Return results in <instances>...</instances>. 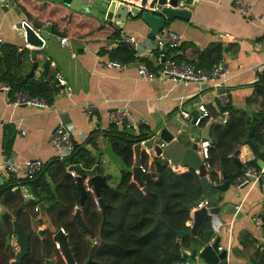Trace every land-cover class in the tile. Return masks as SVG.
I'll use <instances>...</instances> for the list:
<instances>
[{
    "label": "crops",
    "instance_id": "0c3cea01",
    "mask_svg": "<svg viewBox=\"0 0 264 264\" xmlns=\"http://www.w3.org/2000/svg\"><path fill=\"white\" fill-rule=\"evenodd\" d=\"M235 1L199 0L198 4H188L186 7L191 11L190 18L174 19L169 27V30L183 36L179 48L168 50L169 55L175 59H184L207 69L218 61H223L229 66V80L221 87H216L211 82H175L160 77L158 69L153 65V56L148 60V66L157 76L154 80L142 78L138 74L136 64L124 69L104 67L101 64L104 60L123 59L116 52L120 44L127 45L122 42L123 35L128 34L138 40H147L150 28L139 16L129 15L125 26L120 28L114 22L105 21L88 11L84 12L105 22H111L120 30L121 37L87 40L74 36H61L53 26L48 50L39 52L37 56L40 61L39 66L33 75H29L33 62L31 59L33 47L27 44L25 37L18 35L17 24L23 19L34 22L16 5L6 11L1 3L0 36L4 38L6 45L0 50V82H7L13 76H17L30 78L31 81L38 83L45 82L47 78L57 80L61 75L72 86L73 94L69 96L60 88L50 96V99L48 98L50 110L27 105L13 107L1 96L0 160H9L15 164L30 159H40L46 164L52 162L58 158V153L50 142L51 134L57 125L63 122L71 131L75 144H82L94 135L97 147L90 142L86 148L93 154L98 150L103 151L98 156L101 162L99 173L112 175L108 184L115 185L121 180L122 172L127 166L118 154L112 152L109 132L115 127L119 132L130 129L112 123L108 116L109 110L126 107L134 117L145 119L147 123L139 131L131 130L135 134L142 131L151 137L163 127H167L173 133L184 130L190 143L200 142L203 139L201 133L192 134L189 130L193 112L198 110L200 103H204L213 116H218L222 110L218 94L222 90L229 93L231 117L247 113L251 121L262 119L263 117L258 114V106L251 107L249 100L256 97L257 82L263 75L254 69L264 62V20L261 19L264 17V0H248L252 6L246 14L235 8ZM34 25L40 31L46 28L35 23ZM63 38L67 41H63ZM151 41L157 43L156 40ZM47 58L52 64L45 73L43 62ZM10 74L14 75L10 76ZM91 103L97 108L92 115H87L85 105ZM182 111H187L189 116L184 117ZM208 125L205 124L200 129L203 130ZM22 131L25 134H22ZM247 137L248 134L238 149V160L241 165L237 162L245 168L255 159L250 144H245ZM138 143L133 145L134 162L130 168L132 174L135 163L134 146ZM156 143L161 144L162 141L157 139ZM141 157L142 163L145 157L144 164H146L147 153L143 146ZM158 159L162 162L169 161V157L165 154H161ZM250 166L254 167V165ZM218 172L220 176L216 184H223L225 181L223 172L221 170ZM11 175L0 167V184L7 181ZM21 176L17 177L21 178ZM132 180L136 182L134 174ZM228 180L231 185L227 191H215V189L209 191V196L219 203L221 211L219 214L210 215L213 236L206 243L213 242L218 237L221 239L219 246H222L228 254L227 258L222 260L223 264H264V250L253 222L254 216H260L264 220V183L257 181L237 188L236 181H231L230 176ZM17 189H20L25 200L34 198L27 186L20 184L13 190ZM40 224L44 226L43 222ZM189 237L191 245L186 248L193 252L197 250L198 243L195 236ZM196 264L207 263L198 259Z\"/></svg>",
    "mask_w": 264,
    "mask_h": 264
},
{
    "label": "trees",
    "instance_id": "16d2710c",
    "mask_svg": "<svg viewBox=\"0 0 264 264\" xmlns=\"http://www.w3.org/2000/svg\"><path fill=\"white\" fill-rule=\"evenodd\" d=\"M14 2L35 24L47 26L51 23L61 36L87 40L121 37L120 30L111 22H105L84 11L73 10L63 3L48 0ZM116 52L119 57H123L121 61L134 59V52L129 45L120 44ZM262 74L257 82V95L249 100V105L258 106V114L263 118L251 121L247 113H242L230 116L227 125L213 124L209 159L214 167L211 172L212 183L219 182L218 170L225 171L233 182L244 174L248 166H240L233 156L242 145L251 125L255 126L250 142L255 159L249 166L259 167L258 160H264V73ZM12 75L14 74H10ZM7 82L12 85L14 92H29L32 96H45L47 99L60 90L56 86V80L51 78L37 83L30 78L13 76ZM228 108L230 110V104ZM132 131L119 132L115 127L109 132L112 152L120 156L127 169L122 172L119 183L102 189L105 209L101 211L90 193L81 207L80 188L76 177L68 171L71 164L80 163L90 169L101 163L98 156L103 151L98 150L93 154L86 148L90 142L97 147L94 135L82 144H75V153L68 158L61 160L58 157L45 163L43 170L34 179L18 178L12 174L0 184V202L13 213L0 217V264H12L11 259L16 257L12 247L6 245L7 235L14 232V221L31 233L30 252L23 259V264H45V260L54 252L62 259L51 232L45 231L44 236H40L33 231V222L39 216L40 202L48 205L53 225L66 230L72 252L79 264H83L90 255L94 257L91 264H171L185 260L183 251L189 249L186 247L191 245L190 237L180 239L174 230L191 228V211L203 196L200 176L192 168L189 172L174 173L168 162L160 161L158 156L154 165L156 176L146 180L143 186L134 182L130 169L134 162L133 145L147 139L149 134L142 131L135 134ZM145 161L143 157V164ZM20 184L29 188L34 195L33 199L25 200L20 189L13 190ZM77 207L82 208V219L94 233L97 244L93 248L90 235L82 229L75 216ZM212 236V217L207 215L198 230V238L209 242ZM196 254L197 250H194L193 259Z\"/></svg>",
    "mask_w": 264,
    "mask_h": 264
},
{
    "label": "water",
    "instance_id": "95a60500",
    "mask_svg": "<svg viewBox=\"0 0 264 264\" xmlns=\"http://www.w3.org/2000/svg\"><path fill=\"white\" fill-rule=\"evenodd\" d=\"M56 3H63L73 10L76 11H88L91 14L102 18L105 21H112L117 24L120 28L125 26V23L129 17L132 15L138 17L142 22L147 24L150 28L149 38L152 40L156 39V36L163 32L164 30H169L170 25L173 24L174 19L188 20L191 16V11L186 7L190 4H198L199 0H48ZM138 2V3H136ZM2 8L8 11L11 7L15 5L14 0H0ZM18 35L25 37L28 45L32 46L31 59L32 66L29 75H33L35 70L39 66V59L37 58L39 52H46L48 50V44L51 39V33L53 31V25L50 23L46 26L43 31L38 30L34 23L28 22L26 19L17 24ZM52 61L47 58L43 62L44 72L47 73ZM199 115V111L193 112V118L189 127L192 134L201 133L203 139L212 141L210 136V129L213 123L209 124L205 129H200L196 127L195 121ZM255 133V127L252 125L249 128V133L245 144H250L251 138ZM157 139L166 143V147L162 149L157 144ZM154 145L157 150V154L162 153L167 155L171 162L175 165L183 164L189 165L193 168L199 167L201 169L200 175V185L203 191V196L199 202L206 197L207 204L204 208L197 210L194 213V221L191 228L185 230H174L180 239L188 237L190 235L195 236L198 243L197 252L199 259L207 264H218L221 260L227 258L228 254L226 250H218L220 243V238H216L215 241L206 243L198 238V230L202 224L203 219L207 215L219 214L221 207L219 203L209 196V191L211 189H216L219 191H227L230 188L231 182L228 180V175L225 171L223 172L224 183L216 184L209 181L206 177V170L203 165V160L199 151V142L188 141V137L185 135V131H179L177 133L171 132L167 127H163L158 133H154L150 138L142 143H138L134 146L135 151V163L133 168L134 180L141 186L145 184V181L155 177V172L144 173L140 167L142 164L141 148H150ZM109 154V153H108ZM111 155V154H109ZM239 151L235 153L234 159L239 163L238 160ZM240 164V163H239ZM241 165V164H240ZM259 167L264 165V160H258ZM101 164H96L92 168H85L82 164H71L68 167L69 172H73L76 177L77 185L81 191L80 205H84L88 193L85 189L84 178L88 177L95 190L99 202L105 209V205L102 199L101 191L103 188L109 186L108 180L112 178V175H101L99 170ZM1 179V176H0ZM147 192L148 189L144 188ZM78 208L76 211V218L79 225L84 229L91 238L92 248L97 244L93 231L84 223L82 219V208ZM39 216L33 222V231L44 236L45 229L38 228L40 221L44 222L46 229L53 233V239L58 241L60 244V252L66 259L68 264H76L72 248L69 243V237L67 234H63L61 231H57V228L53 225L51 218L48 214V206L44 202H40L38 205ZM104 213V210H103ZM13 213L5 208L0 202V217L3 218L4 215ZM14 231L15 234L7 235L6 240L9 245L11 241L18 242L20 245V254L18 260L14 264H22L23 258L28 255L30 251V237L31 233L23 230L17 221H14ZM184 259H190V256L183 251ZM93 255H90L84 264H90L93 261ZM52 260H47V264H50Z\"/></svg>",
    "mask_w": 264,
    "mask_h": 264
},
{
    "label": "built area",
    "instance_id": "2783aa9c",
    "mask_svg": "<svg viewBox=\"0 0 264 264\" xmlns=\"http://www.w3.org/2000/svg\"><path fill=\"white\" fill-rule=\"evenodd\" d=\"M252 3L248 0H236L235 8L242 14H246L251 9ZM264 20V17L261 18ZM152 40V39H151ZM149 39L138 40L132 35H123L122 42L126 43L131 47L134 52V59L132 61H121V60H104L101 64L106 68L124 69L132 64H136L138 68V74L147 80H154L157 76L149 69L148 60L153 56V65L158 69L159 76L168 78L175 82H188L195 81L198 83L211 82L216 87H221L226 84L230 77V68L223 62L218 61L211 68H202L193 62L186 61L184 59L177 60L171 55H169L168 50L177 49L181 46L183 41V36L179 33L173 32L171 30H164L156 36L157 43L154 44ZM63 41H67L63 38ZM6 45L4 38L0 36V50ZM254 70L259 73H264V62L257 66ZM56 86L64 89L67 95L72 96L73 88L69 84L68 80L64 76H58L56 80ZM4 97L7 104L13 107H19L22 105H27L31 107L40 108L43 110H50L51 105L47 98L41 96H32L29 93L21 91H13V87L10 83L1 81L0 82V97ZM218 100L222 110L218 116H213L207 106L204 103H200L198 106L199 115L195 121V126L202 128L204 124H211L219 121L222 125H227L230 120V110L228 108L230 104L229 93L222 90L218 94ZM95 104H86L85 111L87 115H92L96 110ZM184 117L189 116L187 111H182ZM108 116L112 123L117 125H122L127 129L133 131H139V129L147 123L145 119L136 118L132 115L130 110L126 107H120L116 109L109 110ZM22 134H25L22 131ZM50 142L58 153V157L61 160L68 158L75 153V142L72 137L71 131L68 129L67 125L60 122L51 134ZM143 143V142H142ZM162 149L166 147V143H161L159 145ZM212 146V141L207 139H202L199 142V151L203 160V165L206 170V177L209 181L211 180V172L214 170L213 165L209 161L210 159V148ZM147 153V163L141 164L140 167L144 173L155 172L154 165L155 160L158 156L157 150L154 145L150 148L145 147ZM163 154V153H162ZM105 162V160L103 161ZM168 164L174 173L180 174L189 172L192 168L198 176L201 175V169L199 167H191L189 165L183 164H173L169 159ZM0 167L6 172L13 175H22L21 178L24 179H34L35 176L40 173L45 167V162L40 159H30L25 160L21 164L12 163L9 160H0ZM74 176L75 174L71 172ZM264 183V165L262 167L248 166L243 175L239 176L235 182L237 188L253 184L254 182ZM85 189L87 193H90L95 198V203L98 209L101 211L103 209L99 198L97 197L96 190L91 183L89 178L84 179ZM207 204L206 198H203L198 202L191 211V225L194 221V213L197 210L204 208ZM79 208V207H77ZM253 222L259 233L260 245L264 250V220L260 216H254ZM61 231L63 234H67L65 229L62 227ZM56 247L59 249L60 244L55 240ZM218 250L222 251L223 247L218 246ZM185 252L190 256V259H185L183 261L172 262L171 264H196L199 259L198 255L192 258V251L186 249ZM218 264H223L221 260Z\"/></svg>",
    "mask_w": 264,
    "mask_h": 264
},
{
    "label": "flooded vegetation",
    "instance_id": "af4514ba",
    "mask_svg": "<svg viewBox=\"0 0 264 264\" xmlns=\"http://www.w3.org/2000/svg\"><path fill=\"white\" fill-rule=\"evenodd\" d=\"M40 223H42V221H40ZM39 223V225H38V228H41V229H45V231H49L48 229H46V227H45V224H44V226H41V224ZM44 223V222H43ZM13 225H14V222H13ZM57 228V227H56ZM57 231H61V228H57ZM66 231V230H65ZM50 232V231H49ZM62 232V231H61ZM15 234V231L12 233V234H10V235H14ZM52 235H53V233H52ZM55 241V240H54ZM96 243H97V241H96ZM6 245L9 247H12V249L16 252V257L15 258H13V259H11V263L12 264H14V262L15 261H17L18 260V257H19V254H20V245H19V243L18 242H13V241H11L10 242V244L8 245L7 244V242H6ZM91 246H92V244H91ZM95 247V246H94ZM58 249V248H57ZM59 250V252H60V248L58 249ZM30 252V251H29ZM29 254V253H28ZM60 254H61V252H60ZM27 256V255H26ZM61 257H62V259H60L57 255H56V253L54 252V254L51 256V257H49V258H47L46 260H45V264H47L46 262H47V260H52V262L50 263V264H68L67 263V261H66V259L64 258V256L61 254ZM25 258V257H24ZM23 258V259H24ZM76 260V259H75ZM94 260V259H93ZM93 262V261H92ZM91 262V263H92ZM85 263V262H84ZM83 263V264H84ZM90 263V264H91ZM22 264H23V260H22ZM76 264H79L77 261H76ZM82 264V263H81Z\"/></svg>",
    "mask_w": 264,
    "mask_h": 264
}]
</instances>
